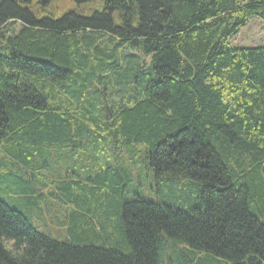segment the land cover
Here are the masks:
<instances>
[{"label": "trees", "instance_id": "16d2710c", "mask_svg": "<svg viewBox=\"0 0 264 264\" xmlns=\"http://www.w3.org/2000/svg\"><path fill=\"white\" fill-rule=\"evenodd\" d=\"M57 1L0 0V147L68 236L0 200V264H264V0Z\"/></svg>", "mask_w": 264, "mask_h": 264}, {"label": "rangeland", "instance_id": "374dc122", "mask_svg": "<svg viewBox=\"0 0 264 264\" xmlns=\"http://www.w3.org/2000/svg\"><path fill=\"white\" fill-rule=\"evenodd\" d=\"M55 8L60 13L58 15H61L64 13V9L67 11L73 9V3H70L69 0H58L55 2ZM230 42L235 47H256L264 45V20L252 18L244 27L239 29L236 35L231 38ZM11 144L12 142L0 147V200L26 216L33 227L39 232L55 240L66 241L69 223L66 222L62 212L57 211V207L53 205V201L50 203H43V200L39 199V194L45 193L46 195L50 191H44L42 182L39 180V182L36 181L33 183L32 180L29 179L30 172L26 171L22 164L13 160V157L7 152V148ZM23 171L28 174L27 177L23 178L28 182L26 185L30 184V187L34 189L32 192L25 193L23 190L24 185L19 184L16 180L18 177L24 175ZM136 176H138L137 173ZM48 178L51 179L50 176ZM135 181L138 182L139 179ZM168 184V182L164 184L156 180L147 179L142 187H138L137 189L130 188V193L133 194L134 191H136L141 197L156 203H173L175 196L173 193L171 194L170 191L172 190H170V186L164 187ZM174 186L178 187V196L186 197L184 191L188 186H183L182 181L174 183ZM259 217L261 221L264 222V216L259 215ZM176 247L174 254L170 253L169 255H174L179 260H188L187 262L190 264L193 261L215 262L202 254L191 253L185 244H178ZM218 261L225 262L223 260Z\"/></svg>", "mask_w": 264, "mask_h": 264}, {"label": "water", "instance_id": "95a60500", "mask_svg": "<svg viewBox=\"0 0 264 264\" xmlns=\"http://www.w3.org/2000/svg\"><path fill=\"white\" fill-rule=\"evenodd\" d=\"M250 2H251V3H254V2H255V0H250Z\"/></svg>", "mask_w": 264, "mask_h": 264}]
</instances>
